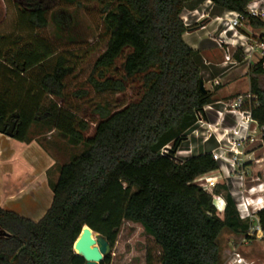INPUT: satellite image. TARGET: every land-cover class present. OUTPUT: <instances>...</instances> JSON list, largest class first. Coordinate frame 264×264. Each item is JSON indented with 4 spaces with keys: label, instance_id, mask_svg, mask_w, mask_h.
Listing matches in <instances>:
<instances>
[{
    "label": "trees",
    "instance_id": "trees-1",
    "mask_svg": "<svg viewBox=\"0 0 264 264\" xmlns=\"http://www.w3.org/2000/svg\"><path fill=\"white\" fill-rule=\"evenodd\" d=\"M193 1L57 0L62 8L99 6L105 49L87 80L95 92L124 93L129 82L144 79L135 102L118 111L97 106L95 122L63 105H42L45 95L64 104V81L72 70L62 56L47 68L55 53L44 42L22 44L19 36H0V119L18 116L13 138L26 141L36 124L56 131L73 148L83 147L58 166L52 201L40 220L0 208V264H85L74 251L82 229L112 249L123 222L140 225L153 240L155 250L146 251L145 264H223L221 233L251 239L256 226L264 247V208L255 221L242 220L226 192L218 215L211 196L194 183L218 169L210 152L176 159L213 96L200 90L198 52L182 38L188 27L181 15ZM196 1L211 2L216 12L243 14L251 0ZM49 13L28 0L19 23L35 33L46 28ZM249 23L264 29L263 22ZM238 55L234 58L241 61ZM263 76L261 60L249 69L250 114L258 128H264ZM214 191L218 194L220 185ZM100 264H109V258Z\"/></svg>",
    "mask_w": 264,
    "mask_h": 264
},
{
    "label": "rangeland",
    "instance_id": "rangeland-1",
    "mask_svg": "<svg viewBox=\"0 0 264 264\" xmlns=\"http://www.w3.org/2000/svg\"><path fill=\"white\" fill-rule=\"evenodd\" d=\"M33 1L40 2L50 9L46 28L33 33L19 23V13L25 10L28 0H0V36L10 39L19 36L23 38L22 44L41 40L55 53L54 57L45 63L47 68L54 64L58 56H62L66 61L65 66L72 70L64 81V104L45 95L42 101L44 107L50 103L57 104V106L63 105L79 119L85 118L87 121L95 122L98 120L94 112L97 106L105 107L109 111H118L137 100V95L143 90L141 88L144 82L142 77L129 82L125 92L120 94L109 91L97 93L87 82L92 75L97 57L105 49V41L101 38L102 20L97 3L62 8L57 6V0ZM215 13L213 8L208 9L205 2L194 0L186 5L181 15L183 23L188 26L186 32L188 39L201 41L198 45L200 51L205 50L211 53H202L203 56L197 55L195 60L200 66L204 89L213 96L212 103L204 107V114L200 120L187 132L186 140L176 153L178 161L207 152L211 153L219 145L229 150L233 147L230 141L234 132H238L245 123H248V119L239 116L238 112L234 113L235 116L228 112L249 108L251 96L248 90L249 69H247V64L235 60L234 66L220 68V71L212 66L215 60L221 61L220 49L215 43L219 33L216 30V17L213 15ZM202 14H205L204 18ZM210 23L213 24L209 27ZM206 32H210V36H206ZM244 32L249 34L250 29L247 27ZM239 56L241 58L240 54L237 58ZM204 60L208 65L204 63ZM257 61L258 59H255V63ZM244 71L246 72L245 77L242 76ZM214 72L223 74L218 85L211 82ZM259 85L264 90V76L259 78ZM239 97L245 101L241 107H237ZM93 128L94 126L91 125L89 134ZM51 131L53 130L35 124L31 126L28 135L30 138H38L40 142L50 138L49 145H41L45 147L44 150L47 149L55 154L59 163L67 161L82 151V146L73 148L67 142H61L62 138L57 132L50 134ZM249 134L252 141L237 147V154L229 153L231 163L220 169V177L219 173H213L211 177L217 178L219 182L220 191L217 195L224 198L227 192L232 195L235 202L243 204L246 201L256 209L261 205V203L256 204L257 197L260 198V202L263 201L262 204L264 203V132L256 128L254 124H250ZM50 175L52 172H48V177ZM251 199L254 201H250ZM252 220L255 221V217ZM261 236V232L257 229L251 239L223 231L218 239L223 264L234 252L250 264H264V247ZM148 249L155 250V246L142 227L131 222H123L117 241L107 255L109 264H145V253Z\"/></svg>",
    "mask_w": 264,
    "mask_h": 264
},
{
    "label": "crops",
    "instance_id": "crops-1",
    "mask_svg": "<svg viewBox=\"0 0 264 264\" xmlns=\"http://www.w3.org/2000/svg\"><path fill=\"white\" fill-rule=\"evenodd\" d=\"M214 15L220 18L224 12H216ZM212 24L210 23L209 27ZM205 34L210 36L211 33L206 32ZM187 36V33L182 36L183 41L197 51L198 55L203 56L202 53H207L198 48L201 41H191ZM220 55L221 61L215 60L212 63V66L219 71L220 68L224 69L221 51ZM204 63L208 65L207 61ZM215 73L211 81L214 85L223 75L220 72ZM245 73V71L242 73L243 77ZM52 132L56 131L49 133ZM50 140L48 138L47 141L40 142L38 138H30L28 135L26 141L20 142L0 134V208L34 222L40 220L45 214L52 201L51 188L56 182L58 166L61 164L57 161L55 154L42 147L49 145ZM61 142L66 141L61 139ZM48 172H52L50 177H48Z\"/></svg>",
    "mask_w": 264,
    "mask_h": 264
},
{
    "label": "built area",
    "instance_id": "built-area-1",
    "mask_svg": "<svg viewBox=\"0 0 264 264\" xmlns=\"http://www.w3.org/2000/svg\"><path fill=\"white\" fill-rule=\"evenodd\" d=\"M205 4L207 5L208 9L211 10L213 8L211 2L206 1ZM201 16L204 18L205 14H202ZM249 19L264 23V0H251L247 4L243 14L225 12L220 18H215V21L217 22L216 30L219 31L215 43L222 53V65L224 68H227V66H234L236 64L234 57L237 53L241 55V61L247 64V69L253 67L257 62L264 60V29L260 31L254 30L249 23ZM185 26L188 27L187 25ZM247 27L250 29L249 34L244 32V29ZM255 59H258L256 63ZM215 85H218V83L216 82ZM253 100L254 97L251 96L248 110L228 111L229 114L233 116H235V112H238L239 116L241 115V117H246L248 119V123H245V125H243L240 130H238V132H234L230 141L233 147L227 150L223 147H220L219 145L215 150L211 151V157L213 161L217 163L218 169L215 172L202 175L194 180L195 184H197L204 192L211 196L213 207L215 208L218 215L222 214L225 207V202L224 199L220 197V195L215 194L214 190L216 186L219 185V182L217 181V178L211 176L213 173H219L220 177V169L231 163L229 153L237 154V147L252 141L250 138L251 135L249 134V126L250 124H254L255 127L258 128L256 123L252 120L250 114V107ZM244 104L245 101L242 99V97H239L237 101V107H241ZM259 129L264 132V128ZM259 199L260 198L258 197L256 198V204L261 203V205L256 209L252 208L251 204L247 203L246 201L243 202V204L235 202L236 209L242 220L252 219L258 211L264 208V203L262 204L263 201L260 202ZM250 201H254V199H251ZM256 229L261 232L259 227L256 226L250 233V236L255 233ZM225 264L250 263H248L247 260L241 255L234 252Z\"/></svg>",
    "mask_w": 264,
    "mask_h": 264
},
{
    "label": "water",
    "instance_id": "water-1",
    "mask_svg": "<svg viewBox=\"0 0 264 264\" xmlns=\"http://www.w3.org/2000/svg\"><path fill=\"white\" fill-rule=\"evenodd\" d=\"M200 90L206 92L203 83H200ZM17 119V115H11L5 121L0 119V134L13 138L17 134V129H15ZM93 234L94 238H92ZM74 251L84 260L85 264H100L110 253L111 247L101 236L84 227L74 244Z\"/></svg>",
    "mask_w": 264,
    "mask_h": 264
},
{
    "label": "flooded vegetation",
    "instance_id": "flooded-vegetation-1",
    "mask_svg": "<svg viewBox=\"0 0 264 264\" xmlns=\"http://www.w3.org/2000/svg\"><path fill=\"white\" fill-rule=\"evenodd\" d=\"M6 120V119H5ZM5 120H3V121H5ZM15 129H17V131H18V125H17V121H16V128Z\"/></svg>",
    "mask_w": 264,
    "mask_h": 264
},
{
    "label": "bare ground",
    "instance_id": "bare-ground-1",
    "mask_svg": "<svg viewBox=\"0 0 264 264\" xmlns=\"http://www.w3.org/2000/svg\"><path fill=\"white\" fill-rule=\"evenodd\" d=\"M94 235V234H93ZM95 237V235L94 236H92V238H94Z\"/></svg>",
    "mask_w": 264,
    "mask_h": 264
}]
</instances>
